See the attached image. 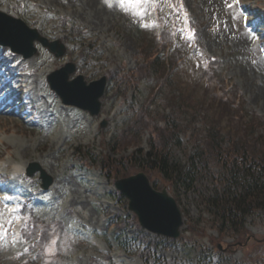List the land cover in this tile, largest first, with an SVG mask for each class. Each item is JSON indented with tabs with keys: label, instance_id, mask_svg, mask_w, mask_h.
<instances>
[{
	"label": "rangeland",
	"instance_id": "obj_1",
	"mask_svg": "<svg viewBox=\"0 0 264 264\" xmlns=\"http://www.w3.org/2000/svg\"><path fill=\"white\" fill-rule=\"evenodd\" d=\"M89 1L0 0V12L22 19L50 41L60 38L67 50L64 58L57 59L35 44L37 55L24 60L0 47V175L8 176L0 184V197L9 194L5 201L11 204L10 211L26 199L46 222H62L65 230L57 224L46 230L47 264H110L108 257L115 264H143L121 251L111 237L114 227H107L108 220L115 222L119 217L120 228L131 227L128 235L138 230L135 218L124 221L126 203L113 183L144 172L158 190L166 187L156 172L132 168L122 160L137 149L148 150L150 142L163 146L168 136L162 134L161 114L170 115L172 101L187 108L192 119V109L201 104L209 108L212 101L220 102L218 97L230 98L225 102L229 105L239 104L242 98L246 109L264 117V0H183L184 10L197 24L189 36L181 29V13L168 10V0H154L156 7L148 0L141 6L146 10L143 17L122 10L116 0L111 7L105 0H91L98 1L97 6ZM165 27L176 40L170 51L177 52L181 61H164L148 69L151 61L143 62L141 52L153 56L156 36ZM72 28L87 32L90 53H79L82 47L74 40ZM68 62L76 64L75 75L82 74L87 82L107 78L97 117L63 106L49 90L46 76ZM229 89L232 92L224 95ZM24 107L30 110L21 118L18 113ZM223 108L219 114L229 120ZM201 116H195L198 128L203 125ZM182 140V151L175 154L185 165L191 143L185 136ZM114 160H121L124 167L111 166ZM31 164L51 177L47 191L40 189L37 172L24 178ZM16 165L25 168L23 175H12ZM201 186L187 191L181 185L179 203L185 225L177 240L157 245L159 256L181 262L201 255L205 247L214 256L207 264H217L216 258L228 260L223 264H264V221H251L245 237L237 240L242 243L226 247L233 241L217 239L201 202ZM1 202L0 264H31L37 249L31 246L34 252L29 251L20 236L6 232L3 219L11 216ZM217 244L225 249L218 251Z\"/></svg>",
	"mask_w": 264,
	"mask_h": 264
},
{
	"label": "trees",
	"instance_id": "obj_2",
	"mask_svg": "<svg viewBox=\"0 0 264 264\" xmlns=\"http://www.w3.org/2000/svg\"><path fill=\"white\" fill-rule=\"evenodd\" d=\"M73 32L76 33L74 40L80 42L83 52L90 53L92 47L88 46L90 43L85 37V31L72 28ZM164 47L163 41L160 42L152 52V57L145 51L141 52L143 62L151 61L148 69H151V66L159 67L164 61L169 64L180 63L179 54L173 51L165 52ZM219 82L220 80L217 81ZM231 88L237 90L235 87ZM231 92L229 89L223 93L228 95ZM218 98L220 102L212 101L209 108H203V104L193 108L192 119L186 112L187 108L185 110L172 101L170 115L161 114L165 122L162 134L168 136L167 140L163 137L166 140L163 146L159 147L156 142H150L147 152L137 149L122 161L125 165L137 167L141 171L156 172L172 186L178 196L182 190L181 185L188 191L194 189L196 184H201V202L210 216L212 228L216 229L219 235L217 239H221L243 236L247 219L256 212L264 215V117L246 109L242 98L239 104L230 105L225 103L229 102L230 98ZM222 107L223 113L229 115V120L219 114ZM195 113L198 116L202 113L201 128L196 127ZM180 134H188L189 143H192L191 150L185 155L186 165H182L175 154L176 150L182 151L184 144ZM123 163L121 160H114L111 161V166L114 164L121 170ZM152 184L155 187V183ZM127 217L129 220L133 219L128 214ZM29 220L30 216H27L26 223ZM34 220V225H29L39 232L42 241L48 226L38 218ZM119 222H123L119 217L115 222L110 219L108 226L114 227L112 237L127 255L139 256L143 264H186L184 261H168L160 257L152 248L156 242L145 234L127 237L126 229L131 227L120 228ZM39 243L36 245L42 252L43 243ZM200 253L196 260L201 263L191 261L187 264H207L208 260L214 258L213 252L205 247ZM217 264H222V261Z\"/></svg>",
	"mask_w": 264,
	"mask_h": 264
},
{
	"label": "water",
	"instance_id": "obj_3",
	"mask_svg": "<svg viewBox=\"0 0 264 264\" xmlns=\"http://www.w3.org/2000/svg\"><path fill=\"white\" fill-rule=\"evenodd\" d=\"M34 42H39L56 58L62 57L65 53L60 41L49 42L37 30L30 29L21 20L0 13V45L8 47L23 58H30L36 54ZM74 71L73 64L65 65L51 73L46 81L64 105L87 111L91 117L98 115L106 77L87 84L81 75L69 80ZM35 166L33 172H40L41 186L47 189L52 183L51 177L39 166ZM114 186L128 200V210L136 215L144 230L167 238L178 237L183 219L177 204L165 189L155 191L144 173L118 179Z\"/></svg>",
	"mask_w": 264,
	"mask_h": 264
},
{
	"label": "snow or ice",
	"instance_id": "obj_4",
	"mask_svg": "<svg viewBox=\"0 0 264 264\" xmlns=\"http://www.w3.org/2000/svg\"><path fill=\"white\" fill-rule=\"evenodd\" d=\"M148 0H116V3L122 10L128 12L131 11L134 15L143 17L146 13V10L141 6L147 3ZM105 3L111 7L112 0H105ZM147 27V25H145ZM6 235V233H4Z\"/></svg>",
	"mask_w": 264,
	"mask_h": 264
},
{
	"label": "bare ground",
	"instance_id": "obj_5",
	"mask_svg": "<svg viewBox=\"0 0 264 264\" xmlns=\"http://www.w3.org/2000/svg\"><path fill=\"white\" fill-rule=\"evenodd\" d=\"M90 2V4L91 5H94V6H97V5H99V3H98V1H89ZM245 37V36H244ZM242 39H244V38H242ZM245 40V39H244ZM243 41V40H242ZM241 41V42H242ZM25 168L22 166V165H16L14 168H13V172H14V174H16V175H18V174H20L23 170H24Z\"/></svg>",
	"mask_w": 264,
	"mask_h": 264
}]
</instances>
